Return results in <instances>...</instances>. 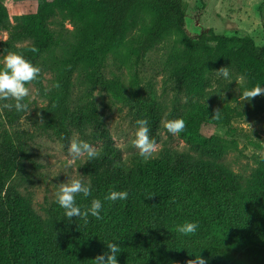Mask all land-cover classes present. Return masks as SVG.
I'll list each match as a JSON object with an SVG mask.
<instances>
[{"label": "trees", "instance_id": "16d2710c", "mask_svg": "<svg viewBox=\"0 0 264 264\" xmlns=\"http://www.w3.org/2000/svg\"><path fill=\"white\" fill-rule=\"evenodd\" d=\"M187 11V0H0V32L8 34L0 40V67L12 51L42 69L31 85L48 102L32 107L26 98L29 111L35 110L32 123L65 142L74 134L90 144L103 141L100 156L81 165L92 195L76 197L82 208L101 199L103 219L69 221L55 198L41 213L32 193L23 191L25 158H30L23 135L29 133L8 129L29 111L1 107L0 264H94L109 242L121 247L119 264H187L199 254L207 264H264V153L251 172H238L226 160L239 150L238 143L205 131L227 125L231 117L229 106L208 101L216 70L229 67L231 77L247 78L248 88L264 86V44L214 28L193 37L186 28ZM162 44L170 46L165 70L177 89L170 103L154 88L140 94L120 76L106 75L108 59L119 70H131ZM33 46L38 52L30 51ZM48 72L58 89L46 85ZM97 88L121 95L134 123L149 121L157 143L168 132L164 119L183 118L187 127L178 136L185 146H163L147 161L138 152L122 158L94 97ZM216 109L220 119L212 118ZM110 190H127L128 198L104 200ZM185 221L198 222L196 234L177 232Z\"/></svg>", "mask_w": 264, "mask_h": 264}, {"label": "rangeland", "instance_id": "374dc122", "mask_svg": "<svg viewBox=\"0 0 264 264\" xmlns=\"http://www.w3.org/2000/svg\"><path fill=\"white\" fill-rule=\"evenodd\" d=\"M188 11L186 28L193 37L203 30L214 28L219 34L246 36L254 38L258 46L264 44V30L262 21L264 17V0H187ZM6 4L38 3L41 0H4ZM263 8V12L261 11ZM56 26V25H55ZM66 27L72 29L70 23ZM7 32H0V40L7 38ZM170 50L166 44L156 46L150 53L145 64L131 70L123 68L119 70L108 59L105 73L112 78L118 75L127 84L130 91L136 90L140 94H146L154 88L160 99L170 103L177 89L175 83L168 79L165 70V59ZM1 60V57H0ZM137 69V71H135ZM217 74L213 75V86L209 88V102L219 103V106H229L231 111L230 122L218 127H207L206 132L216 133L234 139L239 146L238 151L229 153L226 160L233 168L241 173H249L256 166V158L264 153V95L257 96L249 101L240 102L239 95L248 88L247 78L243 76L231 77L233 81L223 84L218 81ZM53 76L45 74V83L52 85ZM31 94L28 99L32 107L45 105L48 101L42 99L35 87L29 85ZM80 81L77 83L76 94L81 93ZM99 93L98 95H96ZM183 95V94H182ZM94 97L100 110L103 112L107 128L110 131L113 144L118 148L122 158L138 152L131 144L134 139L136 124L129 114L121 95L114 91L97 88ZM185 96H183L184 98ZM184 100H186L184 98ZM35 112L31 109L28 115L19 123L9 126L12 132L29 134L24 136L26 150L30 158H25V193L31 192L34 205L41 212L46 201L55 198L59 184L66 182L69 177H83L81 161H75L71 167L67 166L69 142L49 133L42 132L32 123L31 115ZM5 126V119L0 107V129ZM78 135V134H77ZM79 136V135H78ZM25 137V138H24ZM80 139H82L79 136ZM71 140V139H70ZM83 140V139H82ZM95 147L103 145V141L92 143ZM158 149L163 146L182 148L185 142L178 136L169 132H163L162 139L157 143ZM83 159V158H82Z\"/></svg>", "mask_w": 264, "mask_h": 264}, {"label": "clouds", "instance_id": "9594fccd", "mask_svg": "<svg viewBox=\"0 0 264 264\" xmlns=\"http://www.w3.org/2000/svg\"><path fill=\"white\" fill-rule=\"evenodd\" d=\"M30 51L36 53L38 49L33 46ZM41 71L42 69L27 59L22 52H8L3 58L2 67H0V102L13 101L14 103H2L0 107L8 110L15 108L17 112H28L30 109L29 104L24 101L31 94L29 85L39 78ZM216 74L218 77H223L228 83L233 81L229 67L219 68L216 70ZM52 87L58 89L60 87L59 82L54 83ZM50 90L51 88L46 89V91ZM261 95H264V86L258 83L251 88L243 90L239 95V99L241 103L244 101L250 102ZM212 118L220 119L219 109L215 110ZM162 123L164 128L174 136L179 135L187 127L183 118L164 119ZM135 124L137 127L134 139L131 140L132 146L138 150V154L143 160L154 159L159 149L157 142L150 136L149 121L146 118H138ZM87 134H90V132ZM68 156V167H71L77 160L81 161V166L97 159L100 156V151L94 145L74 134L68 145ZM80 194L85 198L92 195L90 181L85 180L82 176L79 178L69 177L66 182L59 184L55 199L56 203L64 210V215L68 220L70 221L73 217H76L87 224L89 216L97 220L103 219L101 215L103 210L102 200L93 198L90 206L82 208L76 202V197ZM128 195L127 190H110L104 200L111 202L122 201L126 200ZM198 228V222L185 221L178 225L176 230L178 233L188 236L196 234ZM107 248L108 251L106 253L99 254L94 258V264H119L117 255L121 252L120 245L109 242L107 243ZM187 264H207V259L199 254L194 259H189Z\"/></svg>", "mask_w": 264, "mask_h": 264}]
</instances>
